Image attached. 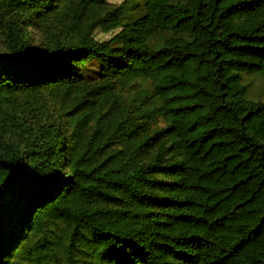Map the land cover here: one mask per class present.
Here are the masks:
<instances>
[{"label": "trees", "instance_id": "obj_1", "mask_svg": "<svg viewBox=\"0 0 264 264\" xmlns=\"http://www.w3.org/2000/svg\"><path fill=\"white\" fill-rule=\"evenodd\" d=\"M142 9L0 0V264H264V0Z\"/></svg>", "mask_w": 264, "mask_h": 264}, {"label": "rangeland", "instance_id": "obj_2", "mask_svg": "<svg viewBox=\"0 0 264 264\" xmlns=\"http://www.w3.org/2000/svg\"><path fill=\"white\" fill-rule=\"evenodd\" d=\"M78 1V0H77ZM108 7H116L120 4L125 5L127 10V16L128 18H136L141 13H143V0H104ZM176 1V0H175ZM118 30H113L108 33L102 32L100 29H96L93 32L94 39L98 41H104L112 37ZM183 37L178 34H173L170 31H164L160 37L152 39L150 42V45L152 48L156 49L160 46L162 41L168 37ZM87 74H91L93 72V69L91 67H88ZM247 88V99H253V100H260L264 101V76H246L244 78V82Z\"/></svg>", "mask_w": 264, "mask_h": 264}]
</instances>
